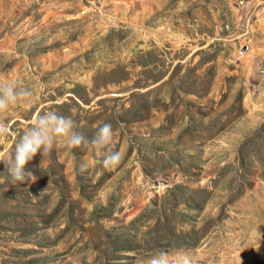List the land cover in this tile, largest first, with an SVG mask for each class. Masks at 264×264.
Segmentation results:
<instances>
[{"label":"rangeland","instance_id":"374dc122","mask_svg":"<svg viewBox=\"0 0 264 264\" xmlns=\"http://www.w3.org/2000/svg\"><path fill=\"white\" fill-rule=\"evenodd\" d=\"M13 80L0 157L53 110L122 160L57 138L15 185L0 162V264H264V0H0Z\"/></svg>","mask_w":264,"mask_h":264},{"label":"clouds","instance_id":"9594fccd","mask_svg":"<svg viewBox=\"0 0 264 264\" xmlns=\"http://www.w3.org/2000/svg\"><path fill=\"white\" fill-rule=\"evenodd\" d=\"M31 95V89L18 81H0V113L27 100ZM77 128L78 126L71 116L53 110L42 114L37 113L31 126L15 144L14 154L7 158L0 157V162L4 164L9 180L14 185L27 183L33 175L31 171H26V164L38 153L42 156L49 153L57 138L63 139L69 148L91 145L97 157V163H102L106 170L114 169L121 163V153L114 150L115 133L110 123L101 125L91 139L78 131ZM8 131V124L0 119V137L5 136ZM87 169V162L80 165L81 173ZM147 264H194V260L188 252L178 253L173 257L168 250L161 249L147 261Z\"/></svg>","mask_w":264,"mask_h":264}]
</instances>
